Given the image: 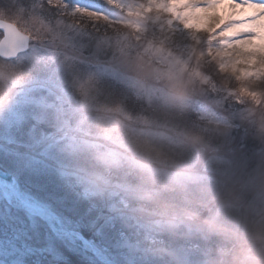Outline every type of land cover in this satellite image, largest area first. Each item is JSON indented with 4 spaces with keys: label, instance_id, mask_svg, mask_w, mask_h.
Masks as SVG:
<instances>
[{
    "label": "rangeland",
    "instance_id": "374dc122",
    "mask_svg": "<svg viewBox=\"0 0 264 264\" xmlns=\"http://www.w3.org/2000/svg\"><path fill=\"white\" fill-rule=\"evenodd\" d=\"M184 3L179 20L110 12V78L73 77L49 119L81 198L120 218L122 264H264V0ZM46 63L0 61V115Z\"/></svg>",
    "mask_w": 264,
    "mask_h": 264
},
{
    "label": "snow or ice",
    "instance_id": "6c2138e0",
    "mask_svg": "<svg viewBox=\"0 0 264 264\" xmlns=\"http://www.w3.org/2000/svg\"><path fill=\"white\" fill-rule=\"evenodd\" d=\"M102 4L114 11L80 0H12L11 8L2 10L0 61L20 65L43 57L47 63L44 73L26 81L17 106L0 115V264H122L121 220L108 202L81 198L72 165L60 150V126L54 127L49 115L62 107L73 77L110 78L108 62L100 59L107 32L99 25L113 22L110 12L151 23L164 12L179 20L188 5L182 0Z\"/></svg>",
    "mask_w": 264,
    "mask_h": 264
},
{
    "label": "bare ground",
    "instance_id": "6f19581e",
    "mask_svg": "<svg viewBox=\"0 0 264 264\" xmlns=\"http://www.w3.org/2000/svg\"><path fill=\"white\" fill-rule=\"evenodd\" d=\"M217 15H218V11L215 9H212L209 12L204 13V15H203L204 21H211L214 18L216 19V18H218Z\"/></svg>",
    "mask_w": 264,
    "mask_h": 264
},
{
    "label": "clouds",
    "instance_id": "9594fccd",
    "mask_svg": "<svg viewBox=\"0 0 264 264\" xmlns=\"http://www.w3.org/2000/svg\"><path fill=\"white\" fill-rule=\"evenodd\" d=\"M261 132H264V127L261 128Z\"/></svg>",
    "mask_w": 264,
    "mask_h": 264
},
{
    "label": "water",
    "instance_id": "95a60500",
    "mask_svg": "<svg viewBox=\"0 0 264 264\" xmlns=\"http://www.w3.org/2000/svg\"><path fill=\"white\" fill-rule=\"evenodd\" d=\"M0 21H2V20H0Z\"/></svg>",
    "mask_w": 264,
    "mask_h": 264
}]
</instances>
